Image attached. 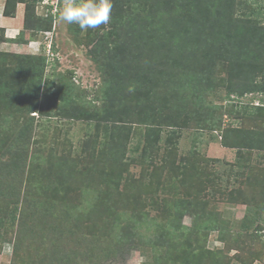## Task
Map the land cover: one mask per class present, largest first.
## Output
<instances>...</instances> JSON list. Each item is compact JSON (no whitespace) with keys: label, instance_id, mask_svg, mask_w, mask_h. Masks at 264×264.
I'll use <instances>...</instances> for the list:
<instances>
[{"label":"rangeland","instance_id":"374dc122","mask_svg":"<svg viewBox=\"0 0 264 264\" xmlns=\"http://www.w3.org/2000/svg\"><path fill=\"white\" fill-rule=\"evenodd\" d=\"M35 1L0 27V264H264V0H112L52 44Z\"/></svg>","mask_w":264,"mask_h":264},{"label":"clouds","instance_id":"9594fccd","mask_svg":"<svg viewBox=\"0 0 264 264\" xmlns=\"http://www.w3.org/2000/svg\"><path fill=\"white\" fill-rule=\"evenodd\" d=\"M112 7V0H65L57 19L82 31L97 29L110 23Z\"/></svg>","mask_w":264,"mask_h":264},{"label":"trees","instance_id":"16d2710c","mask_svg":"<svg viewBox=\"0 0 264 264\" xmlns=\"http://www.w3.org/2000/svg\"><path fill=\"white\" fill-rule=\"evenodd\" d=\"M37 1V0H36ZM35 1V2H36ZM39 1H44V0H39ZM63 2H65V0H58V12L56 13V14H52L51 12H47L46 14L47 15H44L43 17H41L43 20H45V22H47L49 25H51V26H49V28L48 29H42V30H39L40 32H42L43 34H48V33H51L52 32V29H53V26H54V23L57 21V17H58V14H59V10L62 8V3ZM12 3V0H11V2H10V0H6V2H5V6H4V10H3V15L4 14H7L8 13V7H9V5ZM35 7V6H34ZM14 8V7H13ZM45 8H48L49 9V11L52 9V6H45ZM115 8H117L118 9V12H120V7H113V9H115ZM7 11V12H6ZM15 11V10H14ZM12 12H13V10H12ZM200 12V9L198 10V12L197 13H199ZM12 15V14H11ZM7 16V15H6ZM10 17V16H9ZM158 22H159V20H158ZM165 26H166V23H165V20H163V17L161 18V21L159 22V25L157 24L156 25V30H157V34L158 33H163V32H167V30H166V28H165ZM52 27V28H51ZM51 28V29H50ZM168 29V28H167ZM1 30H4V29H1ZM4 33H5V30H4ZM155 34V33H154ZM51 35V34H50ZM112 36V35H111ZM110 36V37H111ZM46 40L47 41H49L50 40V43L52 44V42H51V37L50 36H47L46 37ZM165 39H163V41H161L160 43H159V45H164V44H166V42L164 41ZM158 50V53H160V50L159 49H157ZM157 50H156V52H157ZM124 54V53H123ZM125 56V55H124ZM158 56H160V54H158ZM167 59H169L168 57H166ZM159 59H162V58H159ZM169 62L171 61V59L170 60H168ZM169 65H171V64H168V66Z\"/></svg>","mask_w":264,"mask_h":264},{"label":"crops","instance_id":"0c3cea01","mask_svg":"<svg viewBox=\"0 0 264 264\" xmlns=\"http://www.w3.org/2000/svg\"><path fill=\"white\" fill-rule=\"evenodd\" d=\"M5 2L6 0H0V27L4 28L6 33V38L14 39L18 34L16 28L17 26H20L19 25L20 23H17V21L19 20L17 18L4 17L3 10L5 6ZM8 22H10V24H8ZM31 43L27 45L28 48L32 47L30 46Z\"/></svg>","mask_w":264,"mask_h":264},{"label":"built area","instance_id":"2783aa9c","mask_svg":"<svg viewBox=\"0 0 264 264\" xmlns=\"http://www.w3.org/2000/svg\"><path fill=\"white\" fill-rule=\"evenodd\" d=\"M49 2V3H48ZM45 6H52V9L48 12H51L53 15L56 14L58 11V0H44ZM48 9V8H45ZM51 33H48L47 36H51ZM48 47V46H47ZM47 50V48H46ZM50 51V47H48V52Z\"/></svg>","mask_w":264,"mask_h":264}]
</instances>
